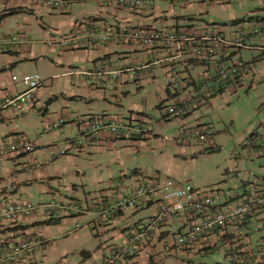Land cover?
I'll return each mask as SVG.
<instances>
[{"label": "rangeland", "instance_id": "374dc122", "mask_svg": "<svg viewBox=\"0 0 264 264\" xmlns=\"http://www.w3.org/2000/svg\"><path fill=\"white\" fill-rule=\"evenodd\" d=\"M155 3L161 6L162 15L167 19L169 27L180 23L181 26L208 29L209 32L220 33L230 39L242 36L248 47L264 46V41L246 38L253 25V13L264 17V0H233L229 3L208 0L190 4L156 0ZM29 4V8L35 10L36 14L25 12L7 16L0 22V36L21 32L24 34L25 46L33 48L35 55H41L55 48L49 45L50 37L60 38L70 31V19L65 17L66 13H54L57 7L37 1ZM103 4L108 5L106 1ZM158 21L155 20L153 24L159 25ZM111 26L117 27L114 23ZM21 33L19 37H23ZM137 49L142 53L140 47ZM230 49L236 60L252 63V70L248 71L243 86L236 91L225 90L223 94L215 93L211 88L202 91L201 74L208 70L204 65L192 67L190 72L179 68L180 71L174 75L157 65L156 78L148 75L140 81L130 79L123 84L111 82L105 88H98L99 84H94V98L91 100H73L69 97L65 104L60 97L50 104L48 112L45 109L28 111L21 117L23 121H17L16 124L31 142L36 144L41 139L45 147L41 151L37 149V160L19 158L0 165V188L6 189V193L0 191V212L3 205L13 202L29 203L39 209L52 204L79 201L85 208L86 196L91 203L97 196L107 192L100 190L103 184L105 188H110L113 179L119 185L121 174L118 163L112 164L114 161L125 168L140 170L142 176L133 182L137 187L153 186L159 182L165 185L172 181L174 186L171 189L175 190L187 183L202 195L219 199L222 203L226 201L225 194L228 192L250 196L264 192V56L255 49ZM21 53L19 57L10 53L3 54L10 66L6 83L14 82L15 77L17 81L14 83L21 84L25 76L37 73L33 61L24 60L29 53ZM88 53L97 56L91 50L70 55L67 61L76 69H92L94 64L88 62ZM142 58L143 55L140 56ZM133 61L136 59H120L115 54L112 65L110 61H105V69L113 70L115 66L134 67L142 63ZM216 69L213 68L211 73ZM193 79L197 87L192 84ZM53 84L58 87L60 82ZM98 90L101 92L98 93ZM80 95L88 96L89 87L84 88ZM193 95H199L201 101L198 104L200 108L192 112L191 119L184 121L182 118L168 116L169 106ZM90 115H105V122L117 120L125 128L132 125L143 140L135 145H121L116 149L105 148L97 152L77 149L73 141H79V144L83 142L77 136L79 121L87 122ZM55 124L57 126L54 130L45 133L47 126ZM197 125L211 128L213 135L209 142L210 138L202 143H190L187 140L190 128ZM140 128L148 132L143 133ZM15 130H9L10 138L16 133ZM34 161L40 164L50 162L48 167H52L51 172L60 173V178L42 182L37 177L38 170L27 168ZM113 170L118 172L114 174ZM92 216L88 215V218ZM252 220L251 230L256 232L254 236L264 235V212ZM77 223L80 230L89 232L86 219L80 218ZM257 227L262 233L257 231ZM173 240L174 237L171 242ZM103 243H110V237L106 238V234ZM227 251L226 247L221 246L211 254L197 256L193 260L186 259L185 262L231 264V255L228 257ZM74 259L71 255L69 263L77 264Z\"/></svg>", "mask_w": 264, "mask_h": 264}, {"label": "crops", "instance_id": "0c3cea01", "mask_svg": "<svg viewBox=\"0 0 264 264\" xmlns=\"http://www.w3.org/2000/svg\"><path fill=\"white\" fill-rule=\"evenodd\" d=\"M31 1L36 2L37 0L0 2V15L8 14L12 11L16 12L13 15L25 12L36 14L35 10L29 8V3ZM232 1L233 0H227L225 2L229 3ZM60 2L63 5L57 8L54 13H66L65 17L70 19L71 25L70 31L65 32L63 36L75 35L77 31H82L89 23L91 27L98 30L113 23L121 27L148 26L159 30L172 29L180 25V23H177V25L169 27L167 19L162 15L163 10L161 6L155 3L156 0L153 6L148 7L144 5L135 9L105 6L101 0H60ZM251 19L253 25L246 38L252 37L253 39L257 38L259 41H264V38L252 35L254 29L264 28V17L253 13ZM155 20H159L157 22L159 25L153 24ZM20 33L21 32H18L16 35H20ZM22 34L23 33H21V35ZM22 36L21 44L17 46L0 47V53H2L0 56V99L21 92L24 88L22 84L14 83L16 82L14 80V82L6 83L10 66H8L9 61L6 60V55H3L4 53H10L11 55H17V57H19L20 54H22L21 52H28L29 55L24 57V60L33 61L34 71L42 76L45 83L28 106L25 105L21 106L19 109L6 110L2 113L0 118V146L10 140L11 142L18 143L27 139L31 142L24 131L19 130L20 127L16 124L17 121H23L21 117L26 115L28 111L33 109H45V111L48 112L50 104L54 100L56 101L61 98L65 104L69 97L73 100L79 98L81 100H91L94 98L92 95V91L95 90L94 84H99L98 88H105V86L111 82L123 84L127 83L130 79L140 81L146 79L148 75L156 78L155 71L159 68L157 66L145 70L137 69L116 79H113L110 75L105 77L91 76L93 73L105 70V61H110L109 63L112 65L113 55L117 54L120 59L123 58L125 60H129V58L136 59V61L132 63H143L150 62L164 55L166 50L162 43H158L150 50L140 48L142 49V53H140V50L137 49L139 47L124 45L121 41L115 40L111 43L98 46L89 42H83L76 50L65 51L59 44H55L58 43L63 36L60 38L52 36L54 38V44H50L53 41L52 37H50L49 45L55 48H50L47 53L35 55L33 48L25 46L24 34ZM248 48L253 49L254 47L250 46ZM91 50L97 53L96 57L93 56L94 53H88V62L94 64V66H91L93 67L92 69L83 67L76 69L71 63H68L67 59L70 55H76L80 52L87 53V51ZM170 51L177 55L175 47L171 48ZM65 53L66 55H64ZM142 55L143 58L140 59ZM233 56L234 54L229 47L224 48L217 57L212 59V65L206 67L209 70H207L208 73H211V70L215 67L229 65L234 59ZM195 61L191 56L177 57L173 67L162 69L166 70L169 74L171 73V75L179 72V68L182 69V71L190 72L192 67L203 66L194 63ZM247 63L251 65L250 70H252V63ZM112 68L114 69L111 71L114 72L119 69L121 70L124 66H115ZM127 68L129 67L124 69ZM248 73L249 72L246 71L237 81L238 84L236 85L228 83L222 84L219 87V92L222 93L225 90L236 91L238 87L243 86L245 77ZM204 75L205 73L201 74V79H203ZM56 81L60 82L58 87H55L53 84ZM69 81L72 85H70ZM203 83L204 81H202V84ZM192 84L197 87V83L194 79L192 80ZM87 86L89 87V95H80L81 91ZM100 92L101 91L98 90V93ZM189 99H192L190 103L191 110L189 109L187 114L183 116L182 119L184 121L192 118V112L198 109V104H200L201 101L199 95H193ZM98 118L99 120H97ZM108 125L109 121L105 122V115H90V119L87 122L80 123L79 121V134L77 136L79 139H82L83 142H81L80 145L79 141L78 143L73 141V145H75V148L81 149L82 151L95 150L97 152L101 149L105 150V148L116 149L121 145H135L143 140L140 137L139 131H136L132 125L126 126V128L124 126L123 129L121 128L117 132H112L108 128ZM9 130H15L14 132H16L13 134L12 138H10L11 133H9ZM140 130L142 129L140 128ZM4 133L8 135L4 136ZM35 143L36 144L32 142L34 146L33 155L32 153H30L31 155L21 154L1 162L0 165L10 160L16 161L19 158L37 160V149L39 148L40 150L44 148L45 145L42 143L41 139H38ZM49 143H51V140H49ZM211 144H213V142H211ZM50 146H52V144H50ZM208 146L212 148L210 144H208ZM116 152L118 153L119 150ZM116 163L119 165V173L121 174L119 185H116L113 179L111 180L110 188H105L103 184L100 190L102 192H107L102 193L101 196H97L91 203L89 202L88 196H86L85 208L82 207V203L79 201L69 204L48 205L44 208L36 209L34 214L30 217H21L19 221L8 220L0 223V255L4 254L9 246L15 243L32 240L39 242L34 253L22 262L16 264H70L69 258L71 255L75 257L74 260L77 264H104L118 248L129 242V238L133 236L136 230L146 225L151 220L162 203V197L159 195L145 196L139 200L138 205L132 208L122 210L115 209L116 202L121 198L129 196L140 187H143H137L136 184L133 183L135 179L142 176L139 169L131 170L121 166L117 161L112 162V164ZM36 164L40 163L34 161L30 163L27 168L33 171L38 170L37 177L42 182L51 178H60V173L51 172L52 167H48V165L51 164L50 162L41 164L42 166L39 168L34 167ZM113 172L116 174L118 171L113 170ZM25 183H28V181ZM0 191L6 193V189L2 187ZM251 196L248 194L240 195L236 193L231 196L230 200L233 201V204H237L241 201L248 200ZM228 201L229 200H226L222 203L218 199V204L216 206L209 207L202 213H196L190 208L186 213L172 216L167 223L150 238L131 246L129 253L117 264H195L193 262L186 263L185 260H193L197 256L203 257L204 255L211 254L221 248V246L228 249L227 255L229 257L236 250H245L251 247L264 245V235L261 234L255 237L254 235L256 232L251 230L252 219L256 218L258 215H262L263 212L243 222L230 223L222 229L209 232L198 238L194 244L181 245L178 243L179 237L184 236L191 225L200 224L205 219L211 218L220 211L226 209V204L229 203ZM4 207L5 205H3V209ZM88 215L93 216L88 218ZM80 218L86 219L89 225V232H84L79 229V224L77 222ZM111 230L112 232H110ZM260 230L261 229L257 227V231L260 232ZM105 234L106 238L110 237V243L106 245L103 243V241H105ZM176 234L178 235L177 237L174 236ZM173 237L174 240L171 242ZM112 241H116L117 243L111 244ZM251 264L260 263L254 261Z\"/></svg>", "mask_w": 264, "mask_h": 264}, {"label": "built area", "instance_id": "2783aa9c", "mask_svg": "<svg viewBox=\"0 0 264 264\" xmlns=\"http://www.w3.org/2000/svg\"><path fill=\"white\" fill-rule=\"evenodd\" d=\"M19 0H0V2H10ZM106 1L110 7H124V8H139L144 5L153 6V0H101ZM172 3L181 1L186 4L197 2H207L208 0H170ZM217 3H223L227 0H209ZM40 4L48 5L50 7L59 8L63 4L60 0H37ZM252 35L255 37L264 38V28H256ZM115 40H119L124 45L136 46L150 50L158 43H162L165 47V54L152 60L150 62H143L138 66L129 67L111 71L108 68L91 74V76H112L113 79L119 78L128 72L137 69H150L157 65L163 68H171L176 62L177 57L191 56L194 63L209 67L212 65V59L217 57L219 53L226 47L234 49L248 48L242 36H234L232 39L225 37L220 33L209 32L208 29L200 30L187 26L177 25L172 29H156L148 26H117L106 25L101 29H94L89 23L82 31H77L75 35H65L58 43L65 51L76 50L81 43L89 42L93 45H105ZM22 40L19 35H3L0 36V47L17 46L21 44ZM50 44H54L52 41ZM176 48V53L170 51L171 48ZM259 51L264 56V46H257L253 48ZM251 69V65L243 60L233 61L227 66L217 67L213 74L205 73L201 86L202 91H209L214 89L217 93L222 84L228 83L236 85L240 77ZM14 81L17 79L14 77ZM44 79L39 73L25 76L21 84L24 87L21 92H17L10 96H5L0 99V118L5 110L19 109L21 106L30 104L37 92L44 86ZM211 86V87H210ZM218 89V90H215ZM192 99H185L182 102H176L168 107V116L174 119L183 118L184 113L190 109ZM99 120V118L97 119ZM55 125L46 127L45 132L56 128ZM109 129L112 132H117L123 128L124 125L117 120H110ZM143 133H147V129H143ZM211 128L204 126H194L190 128L186 135L190 143L208 142L212 139ZM213 145V144H212ZM34 151L32 142L24 139L18 143L7 142L0 146V163L12 157L21 154H30ZM41 164H36L34 167L39 168ZM185 184V183H184ZM174 186L172 181L163 185L161 182L153 186L140 187L129 196H124L115 204V209H128L139 204V200L145 196H161V206L151 220L144 226L136 230L129 238V242L118 248L104 264H117L123 257L129 253V249L136 243L142 242L150 238L154 233L159 231L164 224L174 215L186 213L188 209H192L196 213H202L207 208L216 206L218 199L211 198L207 195H202L199 190H196L189 184L180 185L175 190L171 188ZM232 194L230 192L225 194L227 208L220 211L211 218L205 219L200 224H193L189 227L184 236L179 237L178 243L194 244L198 238L208 234L216 229H222L230 223L243 222L256 214L264 212V192L255 193L248 200L233 204L230 200ZM54 205V204H52ZM57 205V204H55ZM230 205V206H229ZM36 208L29 203L13 202L8 203L0 212V223L4 221H19L21 217H30L34 214ZM38 241L27 240L15 243L7 249L4 254L0 255V264H16L25 260L28 256L34 253ZM257 261L260 264L264 263V245L251 247L249 249H239L231 254V264H251Z\"/></svg>", "mask_w": 264, "mask_h": 264}, {"label": "trees", "instance_id": "16d2710c", "mask_svg": "<svg viewBox=\"0 0 264 264\" xmlns=\"http://www.w3.org/2000/svg\"><path fill=\"white\" fill-rule=\"evenodd\" d=\"M14 13H16L15 11L9 12L8 14H2L0 15V22L7 17V15H13Z\"/></svg>", "mask_w": 264, "mask_h": 264}]
</instances>
